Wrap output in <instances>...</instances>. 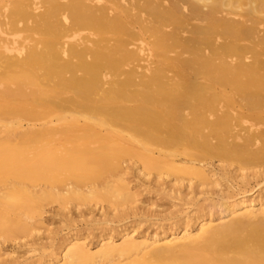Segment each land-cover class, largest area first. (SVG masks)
Returning a JSON list of instances; mask_svg holds the SVG:
<instances>
[{
  "label": "bare ground",
  "instance_id": "1",
  "mask_svg": "<svg viewBox=\"0 0 264 264\" xmlns=\"http://www.w3.org/2000/svg\"><path fill=\"white\" fill-rule=\"evenodd\" d=\"M38 3L0 0V234L24 231L23 209L38 201L26 179L44 180L42 191L49 185L54 191L56 183L72 175L82 180L81 171L97 167L83 156L104 161L128 153L90 148V137L104 142L121 133L112 123L134 121L133 131L143 137L126 141L208 147L246 114L264 120V0H47L40 12ZM30 19L22 27L42 37L17 46L11 31ZM26 142L37 144L34 165L25 164ZM149 151L141 155H166ZM235 207L245 210L233 209L228 222L210 221L194 236L185 230L149 245L165 240L160 247H177L165 250L174 256L161 264H264L263 232L242 234L255 206L241 200ZM258 209L264 213V205ZM143 243L103 244L98 256ZM70 248L65 264L95 257L79 245Z\"/></svg>",
  "mask_w": 264,
  "mask_h": 264
},
{
  "label": "rangeland",
  "instance_id": "2",
  "mask_svg": "<svg viewBox=\"0 0 264 264\" xmlns=\"http://www.w3.org/2000/svg\"><path fill=\"white\" fill-rule=\"evenodd\" d=\"M45 3L47 0H40L37 10H44ZM0 14L2 17L4 12ZM232 16L237 19L240 15ZM24 22L32 24V19L21 21L20 28L15 33L11 31L9 37L17 46L23 43L29 47L42 35L41 32L25 30L22 27ZM132 103L135 104L134 101L125 104ZM222 104L224 102L219 105ZM133 123L131 119H123L114 126L112 123L111 127L121 133L104 142L89 138L90 148L118 146L129 152L113 160L106 158L107 162L105 158L100 161L92 155L83 156L82 160L97 164L95 168L81 171L84 179L69 176L68 181L56 183L57 187L52 184L53 188L56 187L54 191L50 185L48 191H42L46 187L44 180H25L27 192L36 194L38 201L23 209V213L21 211L24 231L0 234V264H65L64 254L74 245L83 247L84 252L95 257L71 264H127L134 260L161 264L174 256V252L164 253L165 250L177 247H160L165 240L149 245L154 238L170 239L173 235L184 234L185 230L194 236L199 227L207 226L210 221L213 222L208 225L221 218L228 222L227 219L236 216L233 209L237 215L243 214L245 209L234 208V203L241 200L255 206L248 217L252 225H246L248 228L242 234L247 235L252 229L257 236L261 232L264 234V213L256 210L264 205V120L246 114L231 128L220 130L214 143L208 147L200 142L197 147L185 142L161 144L150 141L143 144L138 142L143 135L136 136ZM27 127L25 124L24 129ZM0 128H3L1 124ZM128 135H135L139 140L123 139ZM69 138L70 141L65 139L70 143L73 137ZM34 144L25 143L28 150L26 166L37 163L38 159L33 155L36 149H32ZM145 149H162L166 155L159 156L151 151L149 156H142L149 151ZM249 152H263V155L254 157ZM192 155L197 158L195 163L191 162ZM65 183L69 184L66 186ZM69 185L75 187L70 190ZM46 192L52 196L48 193L49 197H46ZM131 240L144 243L128 252L115 251L111 258L98 256L103 244L121 248ZM146 240L149 242L145 243Z\"/></svg>",
  "mask_w": 264,
  "mask_h": 264
}]
</instances>
